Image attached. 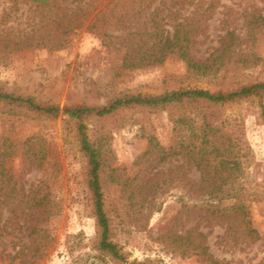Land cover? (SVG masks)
<instances>
[{
  "label": "rangeland",
  "instance_id": "1",
  "mask_svg": "<svg viewBox=\"0 0 264 264\" xmlns=\"http://www.w3.org/2000/svg\"><path fill=\"white\" fill-rule=\"evenodd\" d=\"M205 1L213 3V12L206 33L198 37L200 43L193 49L196 57L205 59L213 54L226 30H235L243 39L229 60L235 65L223 68L216 78L190 76L185 64L176 58L152 67L120 69V59L101 45V37L80 28L60 51L32 48L14 55L1 53L0 87L62 107L103 106L122 93L156 95L183 88L215 92L264 82V30L252 39L244 23L245 14L255 8L264 16V1ZM10 2L0 0V15ZM186 10L192 7H185L183 14ZM15 16L14 23L23 21L25 14L17 12ZM2 23L0 20V28ZM108 24L107 30L119 35L113 30L114 21ZM214 57L217 67L227 55L216 53ZM240 57L245 61L238 63ZM4 109L0 104V138L5 136L15 145L16 156L5 166L10 168L12 198L3 195L5 189L0 191V264H202L191 252L188 233L206 234L210 230L205 244L213 258L226 264H259L264 259V97L224 104L215 112L218 120L242 123L244 141L251 148L253 164L242 180L248 188L246 194H255L250 197V220L260 237L251 244L247 239L225 235L224 227L213 221L206 224L202 219L197 224L205 214L207 200L185 197L183 183L175 175L183 171L197 182L200 176L194 167H188L180 156L159 165L152 162L155 155L146 157L149 137L160 146L170 144L172 124L167 112L128 109L110 118L85 121L87 135L101 158L110 237L123 261L97 249L85 159L73 128L65 124L64 117H9L3 115ZM28 144L34 148L33 165H28L31 157L24 155ZM38 160L40 166L36 165ZM255 163L259 164L257 172ZM147 177L149 184L145 183ZM38 198L44 199L46 209L36 205ZM228 204L230 201L224 202Z\"/></svg>",
  "mask_w": 264,
  "mask_h": 264
},
{
  "label": "trees",
  "instance_id": "2",
  "mask_svg": "<svg viewBox=\"0 0 264 264\" xmlns=\"http://www.w3.org/2000/svg\"><path fill=\"white\" fill-rule=\"evenodd\" d=\"M22 6L25 10H22ZM187 6H191L192 10H186V14H183ZM17 12L25 14V17L23 21L14 23L18 19L15 16ZM212 12L213 3L205 0H109L105 4L102 0H11L0 15L3 22L0 28V54L14 55L32 48L60 51L67 47L69 37L75 30L84 28L87 33L101 37V45L110 55L118 56L120 69L152 67L163 64L168 58H176L185 64L188 75L216 78L223 68L235 65L234 61L230 63L229 60L243 39L235 30H226L223 36H219V47L213 54L205 59L197 58L193 49L200 43L198 37L206 33V23ZM110 20L114 21L113 30L119 35L107 30ZM244 23L248 29L247 36L252 39L256 32L264 30V16L257 8L245 14ZM216 53L227 55L217 67L213 64ZM244 61L238 58V63ZM251 97H264V82L247 83L234 90L215 92L183 88L156 95L122 93L103 106L79 104L62 107L28 95L6 92L0 87V104L5 108L3 115L47 119L64 117L65 124L73 128L85 159L84 177L95 221L97 249L121 261L124 258L110 237L111 220L104 205L99 150L87 135L85 121L89 118H110L128 109L167 112L172 124L170 144L163 147L154 137H149L146 157L155 155L152 162L159 165L180 156L188 167H194L200 176L197 182L191 181L183 171L175 175L183 183L185 197L207 200L205 214L197 224L202 219L207 221L206 224L213 221L224 227L225 235L247 239L251 244L260 237L251 227L250 220V203L255 194H246L248 188L242 183L246 171L253 164L251 148L244 141L242 123L218 120L219 117L215 116L220 106ZM9 141L5 136L0 138V191L5 189L3 195L8 199L12 198L13 188L10 168L6 170L5 166L10 157L16 156V147ZM33 150L32 144L25 149L24 155L31 157L28 165L36 161ZM40 162L38 160L36 165L40 166ZM258 168L259 164L255 163L256 172ZM145 172L148 175L147 169ZM262 175L264 178V171ZM145 183L149 184V177ZM149 188L156 189L154 186ZM145 189L148 190V185ZM7 201L10 205V200ZM226 201H230V204L224 205ZM37 204L47 208L43 198H38ZM210 231L206 234L188 233V238H192L191 252L199 257L202 264H226L208 253L205 243ZM259 264H264V259Z\"/></svg>",
  "mask_w": 264,
  "mask_h": 264
}]
</instances>
